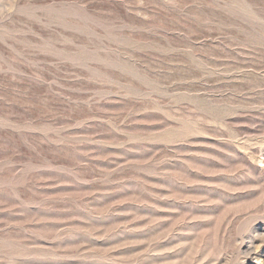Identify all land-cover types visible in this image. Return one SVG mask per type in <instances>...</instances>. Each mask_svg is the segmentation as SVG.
Returning a JSON list of instances; mask_svg holds the SVG:
<instances>
[{"label": "rangeland", "instance_id": "1", "mask_svg": "<svg viewBox=\"0 0 264 264\" xmlns=\"http://www.w3.org/2000/svg\"><path fill=\"white\" fill-rule=\"evenodd\" d=\"M0 264H264V0H0Z\"/></svg>", "mask_w": 264, "mask_h": 264}, {"label": "bare ground", "instance_id": "2", "mask_svg": "<svg viewBox=\"0 0 264 264\" xmlns=\"http://www.w3.org/2000/svg\"><path fill=\"white\" fill-rule=\"evenodd\" d=\"M250 58V57H249ZM204 108V107H203ZM210 112V111H209ZM213 113V112H212ZM254 149V148H253ZM252 152V151H251Z\"/></svg>", "mask_w": 264, "mask_h": 264}]
</instances>
